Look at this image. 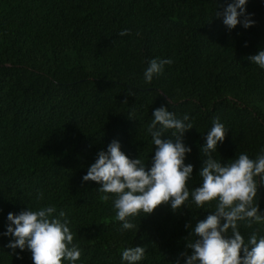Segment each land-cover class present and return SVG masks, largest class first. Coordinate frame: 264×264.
Returning <instances> with one entry per match:
<instances>
[{
    "label": "trees",
    "instance_id": "obj_1",
    "mask_svg": "<svg viewBox=\"0 0 264 264\" xmlns=\"http://www.w3.org/2000/svg\"><path fill=\"white\" fill-rule=\"evenodd\" d=\"M231 2L0 0V264H33L27 248L7 247L8 213L52 205L53 215L66 213L81 249L75 264H127L121 253L134 246L146 249L137 264H184L194 227L215 201L197 209L190 197L177 212L161 205L130 218L138 230L120 231L113 200L103 202L100 185L82 177L113 140L149 167L155 145L147 127L162 105L193 126L182 141L191 148L190 191L201 183L200 149L213 118L227 130L215 159L261 154L264 69L247 57L264 50V0H247L253 26L229 30L215 13ZM123 29L129 34L118 35ZM168 58L145 83L149 61ZM257 199L264 212V185ZM238 230L247 242L253 232L264 236V222L240 221Z\"/></svg>",
    "mask_w": 264,
    "mask_h": 264
},
{
    "label": "clouds",
    "instance_id": "obj_2",
    "mask_svg": "<svg viewBox=\"0 0 264 264\" xmlns=\"http://www.w3.org/2000/svg\"><path fill=\"white\" fill-rule=\"evenodd\" d=\"M246 3L247 0H233L222 13L216 11L215 15L222 16L229 30L238 24L247 29L255 21L250 19L253 14L246 13ZM127 34L128 29L118 33ZM247 59L264 69V50ZM172 63L171 58L150 60L143 73L145 83L162 73L164 65ZM152 117L147 131L155 150L149 167L139 157L129 158L121 151L119 141L113 140L106 151L97 153L95 162L82 177V181L100 185L98 191L104 194L100 197L103 202L113 200L115 219L121 222L120 231L138 230L139 226L130 218L141 213L151 214L161 205L167 204L177 212L188 207L190 197L197 209H204L206 204L215 201L214 211L194 227L193 233L198 239L187 245L192 249L190 255L182 253L184 264H264V236L258 238L253 232L246 242L238 230L240 221H246L249 227L252 223L264 222V212L259 209L257 199L259 187L264 185V149L255 159L241 153L230 163H221L212 153L217 151L218 143H223L227 130L219 117L213 118L206 143L200 149L206 157L199 171L201 183L190 191L188 181L192 178L193 165L185 164L184 160L191 148L182 142L184 133L193 128L191 122L186 123L189 116L177 118L162 105L153 110ZM169 130L171 136H165ZM256 177H260L259 183ZM42 199L43 193L38 192L37 203ZM54 213H57L54 205L37 210L27 207L18 214L9 212V224L3 235L14 239L7 247L21 251L27 248L33 264H62L64 260L75 264L80 259L81 249L73 243L70 222L63 210ZM145 251L143 246L128 247L122 251L121 259L127 264H137L144 258ZM17 256L19 258V254Z\"/></svg>",
    "mask_w": 264,
    "mask_h": 264
}]
</instances>
